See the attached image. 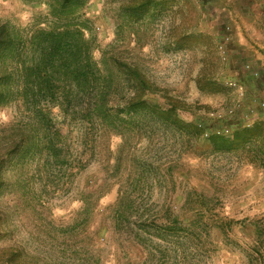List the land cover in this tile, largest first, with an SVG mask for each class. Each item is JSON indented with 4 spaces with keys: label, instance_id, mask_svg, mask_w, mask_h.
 Instances as JSON below:
<instances>
[{
    "label": "rangeland",
    "instance_id": "374dc122",
    "mask_svg": "<svg viewBox=\"0 0 264 264\" xmlns=\"http://www.w3.org/2000/svg\"><path fill=\"white\" fill-rule=\"evenodd\" d=\"M80 2L70 20L54 0H0V74L37 23L72 21L117 81L111 121L52 104L60 162L33 98L0 104V264H264V0ZM142 77L173 112L128 107Z\"/></svg>",
    "mask_w": 264,
    "mask_h": 264
},
{
    "label": "trees",
    "instance_id": "16d2710c",
    "mask_svg": "<svg viewBox=\"0 0 264 264\" xmlns=\"http://www.w3.org/2000/svg\"><path fill=\"white\" fill-rule=\"evenodd\" d=\"M56 1L59 8L50 6V14L59 13L70 20L74 19L77 9L83 4L80 0H54ZM149 1L140 0L141 3ZM86 30V24L72 21L58 25L47 24L46 27L37 23L27 38L29 46L27 62L18 69L11 68L7 63L0 74V104L9 103L15 95L33 98L34 103L38 104L39 123L47 130V134L44 135L49 137L48 140L40 143V147L46 148L59 162L67 146V138L53 122L52 104L61 107L62 113L66 116L72 114L79 120L92 123L101 120L111 121L115 112L110 105L117 93L115 88L117 81L111 66V57L102 61L94 58L93 39L86 35ZM16 39L7 36L3 42L4 50H8L7 56L9 55L12 60L19 50L13 46ZM16 80L21 83L19 89L13 88ZM139 82L141 88L128 100L129 108L146 111L151 109L159 115L173 112V109L164 111L154 108L153 110L150 102L144 99L142 94V92L146 93L144 78L139 79ZM82 100L83 103H80ZM186 127L195 131L200 130V127L194 124ZM257 128L253 129V134L261 135L257 132ZM235 136L232 143H240L244 140L239 132ZM66 158L63 161H66Z\"/></svg>",
    "mask_w": 264,
    "mask_h": 264
}]
</instances>
